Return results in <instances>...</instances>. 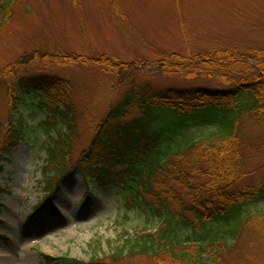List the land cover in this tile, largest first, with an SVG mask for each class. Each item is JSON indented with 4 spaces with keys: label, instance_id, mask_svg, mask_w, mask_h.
Masks as SVG:
<instances>
[{
    "label": "trees",
    "instance_id": "obj_1",
    "mask_svg": "<svg viewBox=\"0 0 264 264\" xmlns=\"http://www.w3.org/2000/svg\"><path fill=\"white\" fill-rule=\"evenodd\" d=\"M20 4L21 0H0V36L17 17ZM23 14L31 15L30 6L22 7ZM41 62L99 66L118 75L120 85L128 80L130 70L154 67L189 79L213 78L226 88L131 89L110 104L89 145L73 163L79 126L68 80L46 74L25 78L20 71ZM0 90L8 100L6 116L0 115V175L6 151L25 141L17 125L25 94H36L51 106L41 125L58 133L45 147L48 198L38 210L48 206L64 178L77 169L88 184L119 187L127 204L155 221L152 230L135 238L126 236V245L116 249L109 262L68 257L61 261L118 264L131 255L155 264H225L245 227L254 225L264 234V213L249 212L264 203V185L234 187L250 175L253 151L264 138V47H218L190 55L174 52L154 62L130 63L104 55L91 59L34 51L0 70ZM206 126L211 130L200 139L186 137L192 128ZM45 259L51 264L57 261Z\"/></svg>",
    "mask_w": 264,
    "mask_h": 264
},
{
    "label": "rangeland",
    "instance_id": "obj_2",
    "mask_svg": "<svg viewBox=\"0 0 264 264\" xmlns=\"http://www.w3.org/2000/svg\"><path fill=\"white\" fill-rule=\"evenodd\" d=\"M23 6H30L31 15H22ZM218 47H264V0H21L17 17L0 36V70L34 51L91 59L104 55L130 63ZM153 68L130 70L122 85L115 73L78 63L58 66L41 62L20 71L25 78L46 74L68 80L79 126L71 156L74 163L110 104L122 100L131 89L226 88L213 78L189 79ZM7 102L0 90L2 118ZM50 110L38 95L25 94L17 117L25 141L6 151L1 163L0 264H51L45 256L57 260L52 264H72L61 261L64 257L109 262L114 251L126 245V236L135 238L152 230L155 221L127 204L122 189L88 184L77 169L64 178L48 206L38 210L48 196L43 172L48 158L45 147L58 133L41 125ZM210 130L207 126L192 128L186 137L195 141ZM58 131H62L59 126ZM262 141L253 151L250 175L235 189L264 185V138ZM249 212L264 213V203L252 206ZM117 263L155 264L131 255ZM225 264H264L261 230L254 225L245 227Z\"/></svg>",
    "mask_w": 264,
    "mask_h": 264
}]
</instances>
